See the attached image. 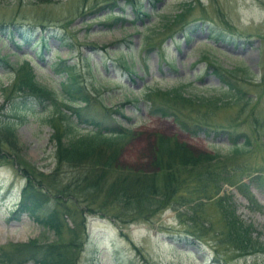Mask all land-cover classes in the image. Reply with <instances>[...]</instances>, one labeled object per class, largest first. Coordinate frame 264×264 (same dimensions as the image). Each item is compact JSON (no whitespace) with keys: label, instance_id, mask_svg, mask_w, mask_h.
I'll use <instances>...</instances> for the list:
<instances>
[{"label":"rangeland","instance_id":"1","mask_svg":"<svg viewBox=\"0 0 264 264\" xmlns=\"http://www.w3.org/2000/svg\"><path fill=\"white\" fill-rule=\"evenodd\" d=\"M130 2L0 0V25L6 26L0 31V89L14 82L15 67L29 64L38 81L57 92L52 95L65 91L68 97L66 66H70L89 91L93 114L108 118L104 125L128 132L117 156L119 170L158 172L154 148L159 136L186 143L196 155H216L215 167L227 168L230 178L219 195L227 196L228 204L264 242V0H134L150 17L137 15ZM186 2L194 6L186 19L164 29ZM118 18L123 21L116 22ZM41 24L49 26L44 51L41 43L33 47L41 32L29 44L11 33L15 26ZM127 62L132 74L125 71ZM175 89L190 102L176 103L171 108L176 115L155 113L156 106L171 111L173 99L164 93ZM150 90L154 91L149 96ZM5 100L0 91V122H17V152L9 160L0 158V251L10 243L57 238L33 214L18 210L26 180L16 169V156L38 172L49 175L56 169L54 129L47 122L51 104L21 107L16 113ZM11 111L22 117L13 118ZM70 122L78 137L95 129L75 117ZM244 133L252 147L234 156L231 142ZM68 166L57 175L64 196L80 170ZM242 184L254 194V203L242 194ZM64 199L74 215L86 216L87 237L77 250V264H264V251L247 256L229 251L224 260H213L215 230L224 227L215 198L201 207L200 219L208 232L202 242L187 238L189 222L172 208L147 222L139 218L136 223H121L110 214H122L121 210L89 198ZM53 202L39 212L48 214ZM191 214L188 211L185 217ZM207 218L217 224L213 227ZM67 221L74 226L73 219Z\"/></svg>","mask_w":264,"mask_h":264},{"label":"trees","instance_id":"2","mask_svg":"<svg viewBox=\"0 0 264 264\" xmlns=\"http://www.w3.org/2000/svg\"><path fill=\"white\" fill-rule=\"evenodd\" d=\"M130 1L137 15L150 16L143 12L134 0ZM183 6L184 10L168 21L164 29L172 28L173 24L184 21L186 15L194 8L192 2H186ZM117 21H123V18H118ZM5 27L0 25L2 33ZM48 30L49 26L45 24L38 27L31 25L26 28L15 26L11 33L14 36L17 34L29 44L41 32L36 45L41 43L42 51H44L49 39ZM65 62L63 60L60 66H65ZM66 68L68 69V97L64 95L65 91L63 95H52L57 92L42 85L29 64L15 67L17 75L14 82L8 88L0 89L8 99L5 101L13 105L16 113L21 107H34L45 102L51 104L52 112L47 122L54 129L53 140L56 144L57 158L56 169L48 175L26 165L22 158L18 159L16 156L19 164L16 169L21 171V177L26 180L22 190L20 210L29 211L36 216L39 209L53 200L55 206L50 215H38L35 219L49 230H53L57 236L56 240L42 242L35 239L25 243H10L1 248L0 264H26L29 261L36 264H77L76 255L79 254L77 250L83 248V240L87 237V223L86 216L74 215L72 210L67 208L70 206L68 202H65L64 197L70 196L74 199H94L101 206L110 207L115 211L121 210L122 214L110 213L112 218L121 223H136L139 218L147 222L169 208L175 209L177 216L189 222L187 238L197 242L204 241L208 234L204 220L200 219L201 207L215 198L214 204L219 209L220 221L224 223V227L215 230L213 238L215 242L212 245L215 248L213 260H224V256L229 257L227 254L230 253L229 251H233L237 256L253 255L264 251V242L254 234L256 232L252 224L245 221L228 204L227 196L219 195L223 182L229 181L230 178L225 175L227 168L220 170L223 167H215L219 160L216 155L205 153L196 155L186 143L172 137L159 136L154 148V162L158 172L146 174L119 170L116 166L117 156L121 140L127 136L128 132L125 129L121 131L114 125H104L105 119L108 118L101 119L95 113L93 114L92 109L95 108L88 94L89 91L78 82L79 78L76 74L74 75L71 67L66 66ZM124 68L127 72H133L128 62ZM181 89L164 93L173 99L172 103H169L170 110L176 106V103L190 102V98L185 97ZM153 91L150 90L148 95H152ZM156 96H160V93L158 92ZM63 103H68L67 107ZM153 111L162 116L176 115L175 110L168 112L164 107L159 106L154 107ZM12 116L18 120L22 117L15 113ZM72 117H75L78 123L95 126V129L78 137V134L74 132V125L70 122ZM16 132L15 120L0 122V150H8V152L0 153V158L3 160L11 159V155L17 152ZM241 137H246L244 142H240ZM235 139L230 146L234 156L247 152L252 147V141L245 133L238 134ZM65 165L80 170L74 182L68 185V189L71 190L64 196L66 190L59 187L57 175L61 173ZM218 170L220 171L217 172ZM183 176L189 177L188 180ZM242 185L244 187L241 189L242 194L251 204L254 203L255 196L248 185ZM65 203L66 206H64ZM184 206H187L185 212L180 210ZM188 211L192 214L185 217ZM130 214L131 217H129ZM68 217L75 221L73 227L68 225ZM207 219L213 227L217 224L214 219L212 221ZM66 234L68 238H65Z\"/></svg>","mask_w":264,"mask_h":264}]
</instances>
